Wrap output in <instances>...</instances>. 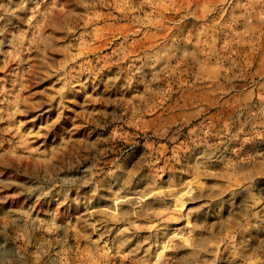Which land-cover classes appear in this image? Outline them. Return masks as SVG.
<instances>
[{
  "label": "rangeland",
  "instance_id": "rangeland-1",
  "mask_svg": "<svg viewBox=\"0 0 264 264\" xmlns=\"http://www.w3.org/2000/svg\"><path fill=\"white\" fill-rule=\"evenodd\" d=\"M0 264H264V0H0Z\"/></svg>",
  "mask_w": 264,
  "mask_h": 264
}]
</instances>
